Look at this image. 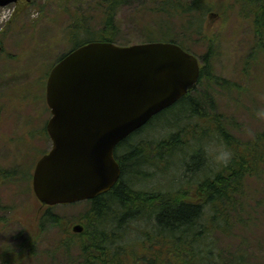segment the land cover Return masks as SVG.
<instances>
[{"label": "rangeland", "instance_id": "1", "mask_svg": "<svg viewBox=\"0 0 264 264\" xmlns=\"http://www.w3.org/2000/svg\"><path fill=\"white\" fill-rule=\"evenodd\" d=\"M182 1L191 5L195 0ZM205 1L206 11L191 10L187 15L171 14L169 1L122 0L114 10L113 24L118 28L114 44L169 42L167 38H173L177 41L173 43L197 56L212 49L211 76L219 83L197 86L199 108L209 113L211 103L223 126L235 137L248 140L264 130V115H258V111H264V39L254 59L252 18L241 11L245 8L244 0H237V4L236 0ZM105 6L103 0H17L0 7V218L8 220L6 225L0 224V254L6 253L11 264L80 262L67 260L65 254L56 250L59 236L56 228L38 233L37 244L32 251L27 250L25 257L18 256L17 246L28 236L34 215L41 212L33 196L31 179L36 161L51 147L45 133L50 118L45 100L47 75L63 54L84 42L99 39L97 30L103 26ZM189 21L203 26L201 35L190 28ZM162 29L168 36L162 35ZM192 107L176 104L164 110L127 140L126 145L144 146L143 140L155 141L174 133L176 128L165 129L174 122L180 127L189 125L181 137L192 138L190 146L176 144V153L168 161L158 160L160 151L157 157L152 153L151 158H155L153 162L159 168L147 167L154 176L146 178L138 189L167 192L194 182L184 178L180 181L183 169L171 167L181 164L183 151L186 155L192 153L201 141L207 144L206 137L214 133L211 120L185 118L186 109ZM208 161L212 164L210 158ZM247 196L249 201L245 202L237 231H230L228 236L217 234L212 247L215 251L240 249L255 257L250 260L252 264H264L260 254L264 250V178L250 184ZM82 211V204L53 209L54 214L66 221L75 219ZM77 256L76 248H72L69 257Z\"/></svg>", "mask_w": 264, "mask_h": 264}, {"label": "trees", "instance_id": "2", "mask_svg": "<svg viewBox=\"0 0 264 264\" xmlns=\"http://www.w3.org/2000/svg\"><path fill=\"white\" fill-rule=\"evenodd\" d=\"M103 1L106 2V8L104 7L103 26L97 30V41L114 43L118 33V28L113 24L114 10L122 0ZM167 1L170 3L171 14L187 15L191 10L206 11L208 3L205 0H195L187 5L182 4V0H163L164 3ZM262 1L244 0L245 8L241 10L243 15L252 18L255 41L251 55H255L254 59L256 52L263 46L264 39ZM235 3L237 4V0ZM188 25L198 35L202 34L201 24L189 21ZM161 32L168 36L165 29ZM167 40L177 42L173 38ZM213 57L212 49L198 56L203 64L197 86L207 82L219 83L217 80L213 81L211 76L210 61ZM196 89L197 87L176 104L190 107L194 105L192 109H186L187 115H184L189 121L196 117L201 121L208 119L213 122L214 133L206 138L208 142L216 140L232 149L234 155L227 166H218L211 171L214 166L208 161L209 156L201 141V145L192 153L186 155L181 151L184 157L179 166L171 165L176 170L183 169L179 180L184 178L186 181H194L190 182V186L185 183L179 189L167 192L140 190L138 188H142L146 178L154 176L146 168H159L153 162H156L154 157H157L158 151V160L165 162L176 153L178 143L190 146L192 138L187 135L181 137L189 125L180 127L175 122L168 123L165 129L177 130L155 141L143 140L144 146L126 145L127 140L122 141L115 149L120 177L111 190L91 200L76 203L83 205V211L73 220L66 221L54 214L53 209L57 206L46 207L36 213L27 230L28 236L17 246L18 256L25 257L27 250H33L38 241V233L56 228L59 234L55 243L56 250L65 254L67 260H80L79 264H252L250 260L255 257L250 253L225 248L215 251L212 245L217 234L228 236L230 231H237L245 202L249 201L247 192L250 184L264 178V130L256 132L248 140L235 137L223 126L221 116L213 113L211 103L209 113H206L207 109L199 108L197 97L200 95L196 93ZM194 92L196 96L192 95ZM152 153H155L154 160L151 158ZM28 175L30 177V173ZM199 175L200 180H197ZM7 222V219L0 218L1 225H6ZM74 223L82 225L81 233L71 232V225ZM72 248L77 250L76 259L69 257ZM260 254L264 260V250ZM6 259V253L0 254V264H11V260Z\"/></svg>", "mask_w": 264, "mask_h": 264}, {"label": "water", "instance_id": "3", "mask_svg": "<svg viewBox=\"0 0 264 264\" xmlns=\"http://www.w3.org/2000/svg\"><path fill=\"white\" fill-rule=\"evenodd\" d=\"M17 0H0V7ZM199 61L171 42L87 43L61 58L46 81L50 151L32 190L42 206L108 192L120 176L116 145L173 105L199 78ZM80 224L72 232L80 233Z\"/></svg>", "mask_w": 264, "mask_h": 264}, {"label": "clouds", "instance_id": "4", "mask_svg": "<svg viewBox=\"0 0 264 264\" xmlns=\"http://www.w3.org/2000/svg\"><path fill=\"white\" fill-rule=\"evenodd\" d=\"M258 115H264V111H258ZM204 147L214 166H227L234 155L228 145L217 142L216 140L209 141Z\"/></svg>", "mask_w": 264, "mask_h": 264}]
</instances>
